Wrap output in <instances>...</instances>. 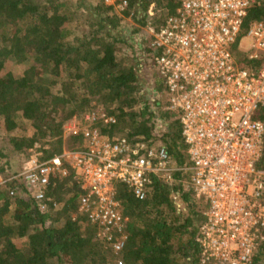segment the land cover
<instances>
[{"label": "trees", "instance_id": "16d2710c", "mask_svg": "<svg viewBox=\"0 0 264 264\" xmlns=\"http://www.w3.org/2000/svg\"><path fill=\"white\" fill-rule=\"evenodd\" d=\"M124 1L128 6L122 17L130 16L136 24L129 35L122 33L116 1L108 6L103 0H0V264L200 262L197 237L206 205L193 197L189 186L179 114L169 109L156 73L151 88H144L145 64L140 60L146 61L148 53L142 33L146 22L159 27L177 3ZM253 22H264V0H254L240 37ZM238 44L233 48L237 61L256 70L260 62L249 60ZM124 46L133 59L119 57ZM13 64L25 67L20 76L8 71ZM91 110L115 118V124L96 125L101 134L162 145L176 169L169 183L153 179L141 202L129 188L116 186L126 219V240L117 253L79 215L84 192L70 165L64 163V176L50 179L41 201L20 174L8 171L13 158L24 162L33 151L46 162L82 149L83 137L64 130L67 122ZM255 119L264 126V109L256 111ZM15 132L20 134L12 136ZM256 171L261 173L264 203V135ZM251 264H264V241Z\"/></svg>", "mask_w": 264, "mask_h": 264}, {"label": "built area", "instance_id": "2783aa9c", "mask_svg": "<svg viewBox=\"0 0 264 264\" xmlns=\"http://www.w3.org/2000/svg\"><path fill=\"white\" fill-rule=\"evenodd\" d=\"M175 1L173 14L159 27L148 20L142 32L145 58L166 89L169 109L179 114L193 197L206 205L197 237L199 264H251L264 241L263 189L256 171L264 126L255 119L264 109V22L251 23L240 37L254 0ZM127 6L119 0L114 9L122 17ZM245 40L247 51L239 48ZM237 44L249 60L260 62L256 70L237 61ZM98 123L112 125L115 118L101 110L75 117L64 131L82 136V149L46 162L32 157L19 178L41 201L50 179L64 176V163L70 165L84 192L79 215L117 253L126 240V219L116 186L129 188L141 202L153 179L169 183L176 169L162 145L109 138Z\"/></svg>", "mask_w": 264, "mask_h": 264}, {"label": "rangeland", "instance_id": "374dc122", "mask_svg": "<svg viewBox=\"0 0 264 264\" xmlns=\"http://www.w3.org/2000/svg\"><path fill=\"white\" fill-rule=\"evenodd\" d=\"M86 1H88L89 3H92V4H97L98 2H99V0H86ZM104 2V4L105 5H108V6H110V5H112L113 3H115V1H116V4H118V1L119 0H107L108 2H106V0H103ZM73 8H75V5L73 6ZM117 9V8H116ZM115 12L117 13V14H119L118 13V11L117 10H115ZM123 16H124V14H123ZM122 19H123V26H121V30H122V33L123 34H126V35H129V34H131L130 32H131V28L133 29V27L134 26H136V24L135 23H133V21H132V19H131V17L129 18V17H127V18H124V17H122ZM143 33V32H142ZM248 45H249V41H247V40H245V41H242L241 43H240V45H239V48L240 49H245L246 51H247V49H248ZM119 57L120 58H123V57H125V58H127V59H133V52L127 47H123V50H122V52H121V54H119ZM140 60H141V62H143L144 64H145V68H144V74L146 75V79H147V82H145L144 83V88H151L149 85H150V83H152V81H153V75H155V71L153 70V67H152V65L149 63V61H145L144 60V58L142 57V58H140ZM143 67H144V65H143ZM25 70V67H22V66H18V65H11L10 67H9V69H8V71L10 72V73H13L14 75H17V76H20L21 75V73H23V71ZM156 76V75H155ZM157 77V76H156ZM156 80H157V82L159 83L160 81L158 80V78H156ZM165 98V97H164ZM162 101H163V96H162V99H161ZM164 101H166V98L164 99ZM94 109V108H93ZM74 119V118H73ZM0 125H1V121H0ZM67 127L68 126H70V125H72V121L70 120L69 122H67ZM2 129L0 128V135L2 134ZM18 134H20L19 132H15V133H13V134H11L12 136H16V135H18ZM1 137V136H0ZM35 156H37L36 155V153L33 151L32 152V154L30 155V157H29V159H27V160H25L24 162H22L18 157H16V158H13L11 161H10V168H9V170L8 171H11V173H18V175L21 173V171H20V169H21V167L23 166V168H22V171H23V169H25L26 167H28L27 165H28V162L32 159V157H35ZM17 175V176H18ZM4 178L3 177H0V185L4 182V180H3Z\"/></svg>", "mask_w": 264, "mask_h": 264}]
</instances>
